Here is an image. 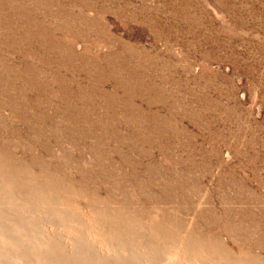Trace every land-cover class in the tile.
Returning <instances> with one entry per match:
<instances>
[{
  "label": "rangeland",
  "instance_id": "rangeland-1",
  "mask_svg": "<svg viewBox=\"0 0 264 264\" xmlns=\"http://www.w3.org/2000/svg\"><path fill=\"white\" fill-rule=\"evenodd\" d=\"M0 264H264V0H0Z\"/></svg>",
  "mask_w": 264,
  "mask_h": 264
}]
</instances>
